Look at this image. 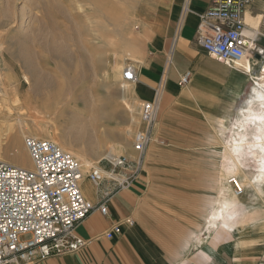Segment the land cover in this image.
<instances>
[{
    "label": "crops",
    "instance_id": "0c3cea01",
    "mask_svg": "<svg viewBox=\"0 0 264 264\" xmlns=\"http://www.w3.org/2000/svg\"><path fill=\"white\" fill-rule=\"evenodd\" d=\"M152 1L156 5L148 17L149 23L144 25L150 37L137 66L138 81L132 83L131 89L135 98L150 100L162 83L160 136L164 135L165 127L182 134L192 130L188 123H180L186 126L184 128L166 124L170 114L179 115L181 119L201 118L203 122L206 120L211 130L217 131L218 138H210L211 149L207 151L209 156L215 157L211 171L208 170L211 181L205 186L197 183L181 186L180 178L176 185L174 170L170 167H157L152 160L147 163L149 149L141 172L128 188L108 195L113 191L110 181L96 186L85 178L81 184L85 197L96 206L106 201L108 214L95 210L77 226L76 234L89 242L84 248L77 252L54 254L33 264H264L263 154L257 152L252 155L247 152L239 156L237 161V156L230 154L227 143L232 132L240 126L242 132L249 130L246 137L248 142L259 141L260 137L257 136H263L264 139V129L255 128L257 120H247L248 115L257 116L262 113L259 107L250 109L248 105L253 86L259 91L264 89L258 85L260 82L257 79L264 74V54L249 55L251 69L248 72L228 70V65L207 53L198 43L197 28L202 15L213 6L214 0H190L186 12H183L186 0ZM162 5L165 15L157 16L155 9ZM246 21L259 30L257 45L259 49H264V0L252 1L246 13ZM18 41L21 46V41ZM28 48L29 45L26 51ZM171 50L173 58L169 66L167 59ZM29 55L5 62L1 59L0 64L4 83L7 88L14 87L25 100L28 99L23 104L28 111L35 107L46 109L47 99L58 89L67 94L64 99L67 102L64 104L68 109L64 107L63 114L70 113V94L77 89L80 105L94 108L97 104L89 102L93 95L89 93L84 100L80 97V90L86 86L93 87L92 82L98 77L102 78L116 97L125 102L121 92L123 84H120L124 70L121 71V63L109 67L108 62H103L97 69V77L84 80L82 74L89 73L91 67L82 56L73 69L67 61L61 60L64 68L60 72L55 69L59 65L53 64V61L31 57V52ZM251 70L253 73L250 74ZM186 71L192 72V79L184 86L180 83V76ZM72 72L77 75L73 82ZM122 113L128 119L126 111ZM61 118H58V122ZM66 121L61 119L63 125ZM157 123L158 120L153 131L154 138ZM197 123L200 131L205 130L200 120ZM156 141L165 144L163 139ZM74 145L85 146V143ZM124 152L130 159L138 157L134 148ZM159 157L165 161L163 154ZM232 177L242 182V195L236 194L230 182ZM230 204L235 207L230 208ZM108 232L113 233L111 237L107 236Z\"/></svg>",
    "mask_w": 264,
    "mask_h": 264
},
{
    "label": "rangeland",
    "instance_id": "374dc122",
    "mask_svg": "<svg viewBox=\"0 0 264 264\" xmlns=\"http://www.w3.org/2000/svg\"><path fill=\"white\" fill-rule=\"evenodd\" d=\"M5 1L6 0H2L0 2ZM14 3L18 4V6H21V4L24 5L23 0L20 2L19 0H14L13 4ZM27 5L33 13L32 18L34 20L32 19L33 22L31 21L33 30L31 35L33 34V41L29 45L28 50L24 52L19 51L20 44H18V39L20 40V36L17 30L19 25L17 22L14 23L12 18L8 17L6 12L3 11V7H5L4 4H0V32L3 34H1L2 36L0 35V63L1 59H4L5 62L6 60H11L18 56L20 58L29 57V53L31 52V57L53 61V64H58L59 66L55 67V69H59L61 72L64 68L61 60L67 61L73 69V66L75 63L77 64L80 56L89 55V51L84 48L85 44H83L84 35L82 33H84L85 30L89 28H98L102 25L111 29L116 28L123 32L124 28H122V25L127 18V20H131L130 28L132 36L136 37L137 41L140 40L139 46H136V49L139 51L122 49V53L126 54L122 55V58L111 55L107 60L105 57H100L98 55V61H101L98 62V64L100 67L103 65V62H108L109 67H113L116 63H121V71L128 64L139 66V61L144 51L147 49L148 38L150 37L149 30H147L146 33L144 25L149 23L148 17H150L152 8L156 4H154L152 0H30L29 3L27 2ZM6 8L7 11H10V7ZM162 8L163 5L155 9L157 16L165 15V11ZM90 38L93 40L94 36ZM54 46L57 48V52L52 50ZM51 51L54 53H51ZM112 54L114 53L112 52ZM230 69L244 70V68L229 66L228 70ZM251 73H253L252 70L250 74ZM0 74L2 79H4L5 77L1 69ZM76 76L73 72L71 73V82H73ZM86 79L88 78L85 77L84 80ZM4 82L5 79L1 84L4 91L0 94V119L2 124H0L2 126L0 127V159L9 163L15 164L14 162L4 159L1 154L7 146L13 143L9 142L11 140L10 138H13V135L6 134L1 129L5 130L8 128L12 129V131L21 130L19 131L20 142L14 143H20L21 149L27 151L24 144V137L34 134L37 132V129L40 130L43 128L42 131L46 136L54 135L58 138H62L67 134L71 137L72 131H76V129H73L72 124L73 113H75L76 110H81V112H83L82 117L85 118L87 132L91 131L93 128L92 126H94V128H100L102 131L104 130L111 134L109 137L110 139H108L109 142H104V144L106 147L109 144L115 145L118 150V154L116 153L117 156L125 155L124 151L126 149L133 148L135 133L144 129V124L141 121V103L143 100L135 98V94H132L130 99H127V101H129V103L131 101V104L136 108L137 115H135L138 117V124L136 126H131L129 122V113L125 106L126 99L122 97L125 100L124 102L116 97L111 92L109 86H106L101 77L93 80V87H91L92 91L89 92L94 96V99H96V102H93V98H91L89 102L91 101L93 104L96 103L97 105H95L94 108L90 106H81L77 100L79 98L77 89L70 94V113L65 114H63V109L64 107L68 109L67 105L64 104V102H67V100H64L67 98V94L63 93L61 89L50 94V97L47 99L48 105L46 109L44 107H35L31 109V111H28L27 108L23 107L24 101L28 99L25 100L20 92H16L14 87L7 88V84ZM123 83L124 82L121 80L120 84ZM130 84L132 85V83ZM126 85H129V83ZM124 110L126 111L128 119H126L122 113ZM44 112H46L47 115H45ZM161 114L162 113L159 115L157 123L156 136L149 147L147 163L149 164L152 160L157 167H161L162 169L170 167L172 171L174 170L176 185L180 178H182L179 183L181 186L196 185V183L202 186L207 185L211 181L208 176L210 175L208 174V170L211 171L212 161L215 159L214 156H209L207 151L211 149L209 144L212 140L210 138H218L217 131L211 130L206 120L203 122L201 118L199 120L205 128L203 131L199 130V124L197 123L199 120L191 118L181 119L179 115L170 114L165 122L166 124H173L175 127H183L180 125L181 122L188 123L189 126L192 127V130L184 131L182 134L181 132L170 130L165 127L163 131L164 135L161 134L160 136L161 131L159 129V122L161 120ZM61 117L68 121H66L65 125L61 122ZM96 117L100 118L96 120ZM58 118H61L60 122H58ZM107 118H116V120L111 121ZM128 129L132 130L130 134H126V130ZM227 134L228 133H226V135ZM156 139H163L165 144L157 143ZM124 142H126V144H124ZM105 145L98 155L88 156L93 163H83L86 166L97 163L104 156ZM70 147H74L73 149L75 151L77 150L76 152L80 154L85 153V146H76L73 143L69 148ZM26 153L29 157L28 168L33 169L34 163L29 152L27 151ZM160 154L165 156V158H163L165 161L159 157ZM250 165H252V163H250Z\"/></svg>",
    "mask_w": 264,
    "mask_h": 264
},
{
    "label": "built area",
    "instance_id": "2783aa9c",
    "mask_svg": "<svg viewBox=\"0 0 264 264\" xmlns=\"http://www.w3.org/2000/svg\"><path fill=\"white\" fill-rule=\"evenodd\" d=\"M189 1L186 0L183 12L189 9ZM252 1L214 0L197 28L198 43L230 67L247 69V55L264 54V49L257 45L259 30L246 21ZM172 58L169 52V66ZM138 78L137 66L128 64L123 70V82L134 83ZM191 79L192 72L186 71L181 74L180 83L185 86ZM161 95L162 83L152 99L141 103L144 129L134 135L136 159L126 155L104 156L86 166L52 139L31 135L24 137V144L33 169L0 159V264H33L54 254L77 252L89 244L76 234V228L95 210L108 214V206L106 201L94 205L85 197L81 184L85 178L96 186L110 181L113 191L108 195L131 186L154 139ZM230 182L238 195L244 193L237 178L232 177ZM112 234L108 232L107 236Z\"/></svg>",
    "mask_w": 264,
    "mask_h": 264
},
{
    "label": "bare ground",
    "instance_id": "6f19581e",
    "mask_svg": "<svg viewBox=\"0 0 264 264\" xmlns=\"http://www.w3.org/2000/svg\"><path fill=\"white\" fill-rule=\"evenodd\" d=\"M0 1H2V0H0ZM13 1L14 0H6L5 2H0V4H4L5 7H3V11L6 12V14L8 15V17H11L12 18V20H13L14 23L17 22V24L19 25L18 28L17 27L16 28L19 31V36H20V41H21L20 42L21 43L20 48H21V51H24L25 52L26 51L25 48L28 45H30L31 41H33L32 40L33 34L31 35V32L33 33L32 23H31V21L33 19L32 18V16H33L32 14L33 13H32V10L29 9V6L27 5V2L29 3L30 0H23L24 5L21 4V6L19 5L20 7L18 6V4H15V3L13 4ZM20 1H22V0H19V2ZM32 3H33V1H32ZM6 7H10V11H7V8ZM3 11H2V13H3ZM34 17H35V15H34ZM127 19L124 21V23L122 25V28H124V31L123 32L117 30L116 28H112L111 29L109 27H104V26L100 25L98 28H89V29L85 30L84 33H82L84 35V38H83V42H84L83 44H85V47L84 48H86L87 51H89V53H88L89 55L82 56V57L84 59L88 60V63L90 64L89 66H91V69L88 70L89 73L85 71L87 69L83 70L87 74L86 73L82 74L83 72H81L82 76L84 75L85 77L90 78V79H94L95 77H97V73H98L97 72L98 71L97 69L99 67V64H98V57L99 56L100 57H105L106 60H107L108 58H110L111 55H114L115 57L117 56V58H122V55L125 54V53H122V49H124V50H128L129 49V50H132V51L133 50H137V52L139 51L138 49H136V46L140 43V40L137 41V38L134 37V36H132L131 28H130V26H131V20H127ZM119 33H120V35H119ZM1 34L2 33L0 32V35ZM4 34H5V32H4ZM91 36H94L93 40H91V38H90ZM111 48H113V49H111ZM52 50L54 52H57V48H55V46H54V48H52ZM116 50H117V53H116ZM53 51H51V53ZM91 52H94V55L95 56L94 55H91ZM112 52L114 54H112ZM170 52H171V55L173 56V50H171ZM96 53L99 56H96ZM245 58H246V60H248L249 55H247ZM82 61H83L82 64L84 65V60H82ZM246 67H247V69H244V70L246 72L250 71L251 68H250V64L249 63H247V66ZM83 68L84 67H82V69ZM259 78H261L262 80H259L260 83H258V85L261 86L262 88H264V74H261V77H259ZM4 79H2V77L0 76V94H2L3 91H4L3 88L1 87V84L3 83V80ZM28 83H29V81H28ZM126 84H127L126 82L123 83V86L121 87V92H122L123 97L126 99V107H127L128 113H129V122H130V125L131 126H134V125L136 126L138 124V117H136V115H137L136 114V108L131 104V101H130V103H129V101H127V99H130V96L132 94H134V92L131 89V86L132 85L130 83H129V85H126ZM91 91H92V89L90 87H88V86L84 87L82 90H80V97H82L83 99L86 98V97L88 98L89 92H91ZM262 91L261 90L259 91L258 89H256L255 86H253V91H252L253 94L251 96V99L249 100L250 102H249V105H248V107H250V109L252 107H255V106L259 107L261 109L262 113L259 114V115H257V116H251L252 114L247 116V120H252L251 118H254V120H257V122L255 121L256 124L255 123L254 124H255V128H257L259 130L260 129L261 130L264 129V119H261L262 117H264V92H262ZM83 99H82V101H83ZM92 101L93 102H96V99H94V96H93ZM84 102H86V101H84ZM0 103H1V98H0ZM82 116L83 115H82L81 112H77V113H75L73 115L72 124H73V129H76V131L75 132L72 131L71 137H69L67 134H66V136H64L62 138H58L57 136H54V135L46 136L45 133L42 131V129H40V130L37 129V132H35L31 136L41 137V138H44V137L51 138L62 149L71 152L77 159L81 160L82 162H87V163H90L91 164L92 163V160H91V158L87 157V155H89V154L90 155H93V156L98 155L100 153L102 147H104V146H102L103 143L106 142V140L110 139L109 137L111 136V134L109 132H107V131H102V130L100 131V129H98L97 127L94 128V126H92L93 128L91 129V131H88L87 132L86 131V129H87L86 128V126H87L86 125V121L84 120L85 118H83ZM99 118L96 117L95 119L97 120ZM240 127H239L238 130L232 132L231 137L229 139V142H227L228 143V146H229L230 154H232V156L233 155L234 156L236 155L237 156L236 159H237L239 156L244 155V153H247L248 152L249 154L256 155V153L258 152V153L263 154V160H264V139L262 138L263 136H257V137H260V140L257 141V142H248L246 137H247V134L249 133V130L248 131L246 130V131H243L242 132L240 130ZM1 130L3 132H5L6 134H9V135L12 134L13 135V138H10L11 140L9 141V142H13V143L10 144L9 146H7L2 151L1 156L4 159H7V160H9L11 162H14L15 165H18V166L23 167V168H28V166H29L28 165L29 157H28V154L26 153L27 151H24V150L21 149L20 143L19 144L14 143V142H20V140H19L20 139L19 138L20 132L19 131H21V130H19V131L18 130H13L14 132L12 131V129H5V130L4 129H1ZM131 132H132V130H130V129L126 130V134H130ZM73 143L74 144L75 143L76 144H79V143L83 144V143H85V147H84L85 148V153L84 154H80V153L76 152L77 150L75 151L73 149L74 147H70L69 148V146H71ZM227 143H225V144H227ZM124 144H126V142H124ZM104 151H105L104 156H106L108 158H113V156H115L116 153L118 154V150L116 149V146L115 145H112V144L107 145V147H105V150ZM231 161H233V160H231ZM237 161H238V159H237ZM263 164H264V161H263ZM229 165H230V163H229ZM234 165L235 164H233V166ZM235 178H237V177H235ZM260 182H261V180H260ZM240 183L242 184L241 181H240ZM242 186H243V184H242ZM245 186H246V184H245ZM259 194H261V193H259ZM235 200H233V201H235ZM218 204H220V203H218ZM235 205H237V204H235ZM229 206H230V208L232 207L231 204ZM234 207L235 206H233L232 208H234ZM231 211H233V210H231ZM235 212H236V210H235ZM222 214L220 216H222ZM217 216H219V215H217ZM215 227H216V225H215ZM226 227H228V226H226ZM229 227H231V226H229ZM234 228H236V227H234ZM242 229H244V228H242Z\"/></svg>",
    "mask_w": 264,
    "mask_h": 264
},
{
    "label": "snow or ice",
    "instance_id": "6c2138e0",
    "mask_svg": "<svg viewBox=\"0 0 264 264\" xmlns=\"http://www.w3.org/2000/svg\"><path fill=\"white\" fill-rule=\"evenodd\" d=\"M261 119H264V117H262Z\"/></svg>",
    "mask_w": 264,
    "mask_h": 264
}]
</instances>
